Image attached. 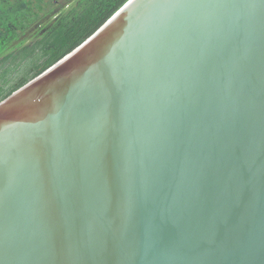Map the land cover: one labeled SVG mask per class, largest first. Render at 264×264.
I'll return each mask as SVG.
<instances>
[{
    "label": "water",
    "instance_id": "water-1",
    "mask_svg": "<svg viewBox=\"0 0 264 264\" xmlns=\"http://www.w3.org/2000/svg\"><path fill=\"white\" fill-rule=\"evenodd\" d=\"M0 264H264V0H128L2 100Z\"/></svg>",
    "mask_w": 264,
    "mask_h": 264
},
{
    "label": "trees",
    "instance_id": "trees-1",
    "mask_svg": "<svg viewBox=\"0 0 264 264\" xmlns=\"http://www.w3.org/2000/svg\"><path fill=\"white\" fill-rule=\"evenodd\" d=\"M128 0H0V102L96 32Z\"/></svg>",
    "mask_w": 264,
    "mask_h": 264
}]
</instances>
